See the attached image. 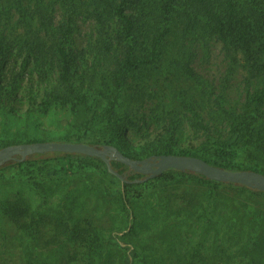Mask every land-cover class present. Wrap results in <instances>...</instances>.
Wrapping results in <instances>:
<instances>
[{"label":"rangeland","instance_id":"rangeland-1","mask_svg":"<svg viewBox=\"0 0 264 264\" xmlns=\"http://www.w3.org/2000/svg\"><path fill=\"white\" fill-rule=\"evenodd\" d=\"M19 2L31 11L29 23ZM63 2L0 0V145L107 138L105 108L118 77L127 112L123 142L133 154L171 144L210 157L215 146L231 142V160L264 170V101H253L264 88V68L242 48L227 38V49L201 21L187 32L180 18L171 19L163 32L173 49L147 54L130 69L120 64L125 39L113 29L102 32L104 39L86 4L72 9L67 38L41 27L36 6H45L55 27L65 24ZM35 40L43 49L38 61L27 51ZM60 44L77 55L69 93L58 80ZM57 88L68 99L46 104ZM67 166L60 157L45 164L36 176L42 189L25 175L0 176V201L27 208L15 221L0 206V264H124L126 248L136 253L132 264H264L262 195L228 184L211 190L185 176L145 180L123 193L102 165Z\"/></svg>","mask_w":264,"mask_h":264},{"label":"trees","instance_id":"trees-1","mask_svg":"<svg viewBox=\"0 0 264 264\" xmlns=\"http://www.w3.org/2000/svg\"><path fill=\"white\" fill-rule=\"evenodd\" d=\"M65 6H69V11L67 12L66 20L64 25H59L53 27L52 23L49 24L48 16L45 11V6L38 4L35 10L37 13L41 27L54 32V30H61L64 37L67 38L71 34L74 25V19L72 15V9L74 7L81 6L83 4L88 5L87 10L93 15L98 30L101 36L105 38L106 34L102 32H110L111 29L116 31L117 35L122 36L126 41V49L124 51V56L122 57L120 64L122 66L126 65L130 69L137 67L138 63L145 62V55L150 56L154 52L159 50H164V52L171 51L173 46L171 45L170 39L166 36L167 34L163 32V28L169 29L168 23H171V19L177 22V18H180L184 25L188 28L187 32L191 30L192 27L198 25L201 21L202 25L206 28L213 29L217 31L221 38L225 41V46L227 49V41L225 39L229 38L238 47L242 48L247 54L248 58L255 64L264 68V0H62ZM1 5L4 7L5 4L2 2ZM9 5H12L11 3ZM19 5L23 6L21 2ZM26 12L22 14V19L29 23L31 11L29 7H25ZM166 20L168 21L163 26L160 23ZM4 45L2 39H0V59L4 52ZM137 45L143 47V53L140 52ZM108 49V46H105ZM27 51L32 55L33 59L36 61L43 59V49L40 44V40H35L30 43L27 47ZM58 59H59V75L58 80L61 84H66L70 89L68 93L72 91L73 88V76L75 75L76 69L73 65L74 61L77 59L76 53L71 49L69 44H60L58 46ZM186 71L189 75L193 74L190 64L185 63ZM139 70V69H138ZM136 70V72H138ZM120 79L117 77L115 83L116 87H113L110 91L112 92L107 97V106L105 108V118L108 123V127L111 132L107 138H103L99 141H86L80 139L79 136L73 139H57L58 141H84L87 143H94L97 145L101 144H113L117 146L123 153L127 154L132 158H143L152 154L159 153H178V154H192L197 155L208 162L216 165L223 166L229 169H243L250 168L261 171L264 173L263 169L251 166L241 165V161L231 160V154L226 147L231 145V142H224L215 146L212 150V155L210 157L205 156L201 153L188 151L183 147H175L174 145L168 144L163 148H151L143 151V154H133L131 150L126 148V138L124 137L123 130L126 127L124 121L127 112H122L121 100H120V88L122 83L119 82ZM48 95V98L44 101L46 104H51L55 101L64 102L68 99V95L65 92L59 91L57 88L52 90ZM79 100H85L86 96L84 94H78ZM119 98V100H118ZM255 102L264 101V88L253 97ZM128 121V118H126ZM121 121V122H120ZM35 140L43 139H33L27 138L23 142H31ZM124 141V142H123ZM18 143V142H16ZM217 143V140L216 142ZM213 143V144H215ZM11 144L9 142H4L0 147ZM65 158L68 166L67 169H73L74 167H86L88 164L102 165L104 170L110 174L112 177L117 179L122 185L123 193L126 188L138 184L142 181H134L135 178H141L144 176L143 173L136 172L129 168L128 165L123 162L116 160L114 158L110 159V164L118 172L124 174L125 180H121L118 176L108 171L106 163L98 156H93L81 152H65V151H45L36 152L27 156L24 160H10L0 165V176L3 178H18L25 175L30 181L31 185L37 189H42L40 180H37L36 176L38 171L42 169L45 164L50 162L53 158ZM191 177L199 180L209 187L214 188L220 184H228L234 186L239 190H249L252 193L262 195L264 197V191L258 190L246 186L241 183L225 182L214 180L204 176L199 172H194L191 170H180L176 168H168L154 177L148 178L146 180L161 179L166 178L167 180H172L177 177ZM145 181V180H143ZM210 190V191H211ZM124 196V194H123ZM0 206L5 214L9 217L14 218L17 221L20 215L27 212L25 206H21L16 203H5L0 201ZM19 215V216H18ZM134 249L128 250L126 248L124 252V264H132V258L135 256ZM22 264V263H20ZM27 264H30L27 263ZM32 264V263H31Z\"/></svg>","mask_w":264,"mask_h":264},{"label":"water","instance_id":"water-1","mask_svg":"<svg viewBox=\"0 0 264 264\" xmlns=\"http://www.w3.org/2000/svg\"><path fill=\"white\" fill-rule=\"evenodd\" d=\"M45 151L81 152L98 156L106 163L108 171L121 180H125V176L111 166L110 159L112 158L128 165L130 169L144 174L143 177L135 178L134 181L146 180L173 167L199 172L214 180L241 183L264 191V173L255 169H229L212 164L204 158L192 154L159 153L143 158H132L113 144L97 145L84 141L35 140L6 144L0 147V165L10 160H24L33 153Z\"/></svg>","mask_w":264,"mask_h":264}]
</instances>
